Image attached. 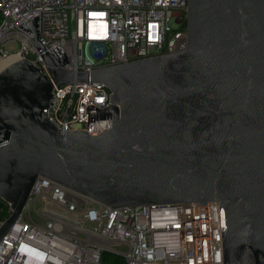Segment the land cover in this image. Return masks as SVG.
<instances>
[{"label": "water", "instance_id": "water-1", "mask_svg": "<svg viewBox=\"0 0 264 264\" xmlns=\"http://www.w3.org/2000/svg\"><path fill=\"white\" fill-rule=\"evenodd\" d=\"M38 17L19 26L53 78L26 59L0 71V198L13 210L0 241L42 176L112 208L219 201L223 264H264V0H188L187 50L88 71L65 70ZM71 81L112 91L86 112L112 128L49 120L53 86Z\"/></svg>", "mask_w": 264, "mask_h": 264}, {"label": "built area", "instance_id": "built-area-1", "mask_svg": "<svg viewBox=\"0 0 264 264\" xmlns=\"http://www.w3.org/2000/svg\"><path fill=\"white\" fill-rule=\"evenodd\" d=\"M38 17L39 35L61 45L67 71H88L188 49V0H0V63L26 59L54 74L34 34L20 24ZM11 43L16 48L8 49ZM105 83L55 85L47 116L61 130L99 136L113 118L89 121L87 106H109ZM88 123V126H87ZM87 126V129H86ZM0 206V227L12 215ZM223 264L220 202L112 208L38 177L15 223L0 241V264Z\"/></svg>", "mask_w": 264, "mask_h": 264}, {"label": "trees", "instance_id": "trees-1", "mask_svg": "<svg viewBox=\"0 0 264 264\" xmlns=\"http://www.w3.org/2000/svg\"><path fill=\"white\" fill-rule=\"evenodd\" d=\"M3 204V200L0 198V206ZM103 260L106 261L109 264H125L120 257H111V256H107L105 255L103 257Z\"/></svg>", "mask_w": 264, "mask_h": 264}, {"label": "bare ground", "instance_id": "bare-ground-1", "mask_svg": "<svg viewBox=\"0 0 264 264\" xmlns=\"http://www.w3.org/2000/svg\"><path fill=\"white\" fill-rule=\"evenodd\" d=\"M13 58L12 59H6V60H4V61H2L1 63H0V71L5 67V66H7L9 63H11V62H13Z\"/></svg>", "mask_w": 264, "mask_h": 264}, {"label": "rangeland", "instance_id": "rangeland-1", "mask_svg": "<svg viewBox=\"0 0 264 264\" xmlns=\"http://www.w3.org/2000/svg\"><path fill=\"white\" fill-rule=\"evenodd\" d=\"M17 44L11 43L7 46L8 49H14L16 48Z\"/></svg>", "mask_w": 264, "mask_h": 264}]
</instances>
